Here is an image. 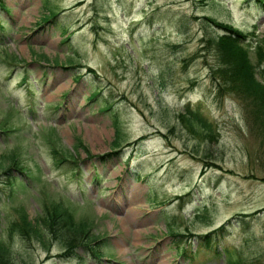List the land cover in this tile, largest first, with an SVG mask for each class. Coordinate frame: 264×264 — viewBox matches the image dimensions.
Here are the masks:
<instances>
[{
	"label": "rangeland",
	"instance_id": "obj_1",
	"mask_svg": "<svg viewBox=\"0 0 264 264\" xmlns=\"http://www.w3.org/2000/svg\"><path fill=\"white\" fill-rule=\"evenodd\" d=\"M0 2V237L11 250L0 264H264V92L247 86L231 46L221 61L235 78L219 90L217 48L207 43L218 23L244 32L253 78L264 83L255 53L264 3ZM184 108H198L214 138L187 131ZM42 200L86 219L98 258L81 245L58 255L81 238L72 227L59 242L8 237L14 208L34 222ZM208 231L210 241L196 235Z\"/></svg>",
	"mask_w": 264,
	"mask_h": 264
},
{
	"label": "trees",
	"instance_id": "obj_2",
	"mask_svg": "<svg viewBox=\"0 0 264 264\" xmlns=\"http://www.w3.org/2000/svg\"><path fill=\"white\" fill-rule=\"evenodd\" d=\"M1 1V0H0ZM261 3H264V0H258ZM0 8L5 9L3 6V3L0 2ZM220 25V28L222 29L221 33H218L214 38V41L211 39H207V43H214L216 45V48H214V52L218 54V61L220 68L218 69L219 72L223 75V80L221 82L217 81L219 83L218 89L219 90H227L226 86L228 85L229 88H231V83L227 84L225 81H229L228 79H233L235 77L231 76L228 78L224 75L226 72L227 75L229 74V68L226 66V64L221 61L222 59V49H225L224 47L231 46L235 48V55L239 58V69L242 71V76H245L247 79V86H248V80H251L254 84H256L259 88H261L264 92V83L258 81L254 77V68L253 63L249 60L247 56V47L248 44L243 41L245 35L244 32L241 30H238L237 28H232V25L230 23L222 22ZM213 41V42H212ZM261 44H256L255 46V53L256 57H258L257 63L260 64L264 60V53L262 51V45L264 43V38L261 39ZM223 44L225 46H223ZM218 53H217V52ZM44 56V55H43ZM90 69V68H89ZM88 69V70H89ZM223 70L224 73H223ZM233 73V72H231ZM221 79V76L218 72H215ZM74 79H78L80 76V73H74L72 74ZM227 84V85H226ZM235 88V86L233 85ZM249 89V88H248ZM236 91V90H235ZM239 92V91H238ZM97 94V91L93 90L90 91L86 97L88 99H91L95 97ZM248 95V94H247ZM107 106H105V109ZM254 111V107H253ZM253 113V112H252ZM254 115V114H253ZM255 116V115H254ZM177 118H179L180 122H182L184 128L187 131L196 133V135L207 137V138H214V126L213 124L204 117L198 108H184L182 111H180L177 114ZM112 124L114 128V136L112 138V152H117V145H118V139H119V126L118 121L116 117H113ZM73 147L75 148H83L84 151L88 152L87 148L81 143L79 139H76ZM107 154V153H106ZM101 156V155H99ZM12 162L11 165L15 166L16 168H20L22 165L20 162L19 164H16L15 156L12 155ZM59 159V158H58ZM61 160V159H60ZM2 162L3 159H0ZM0 162V164H1ZM10 168V166H7L5 169ZM15 210V217L9 218L5 220L4 226L7 232L8 237H11V235L16 234L20 240L22 241H28L30 238H35L39 241H42V238L44 235L51 236L54 239H57L58 242L62 241V235L60 233V230L64 232L63 228H75L82 231L81 238H72L70 236L69 242L73 241L75 239V242L69 243L64 247V252L58 255H64V253H73L75 255V252L73 248L75 246L81 245L85 247L89 253L94 257H99V251L96 249L98 246H94L93 243H95L98 240H95L98 236L96 234H92V237H89V234L91 233L86 228V219L85 221H79L75 222L71 211L65 206L60 200H53V201H41L39 203V213L36 215L34 222L30 220L27 216V213L22 205H18L14 208ZM225 222L221 223L218 229H221L223 227ZM209 232L201 234V237H203L204 241H210L211 237L209 236ZM64 236V235H63ZM177 254H185V248H176ZM6 252H11L9 247L4 244V241L0 237V256L4 257ZM77 255V254H76ZM1 258V257H0ZM227 264H243V262L239 261V259H232L227 260Z\"/></svg>",
	"mask_w": 264,
	"mask_h": 264
}]
</instances>
